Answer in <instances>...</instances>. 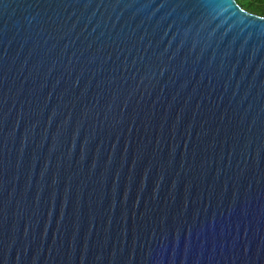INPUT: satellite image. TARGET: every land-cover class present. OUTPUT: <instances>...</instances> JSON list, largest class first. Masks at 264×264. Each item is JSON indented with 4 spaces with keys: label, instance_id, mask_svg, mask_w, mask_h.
Here are the masks:
<instances>
[{
    "label": "water",
    "instance_id": "water-1",
    "mask_svg": "<svg viewBox=\"0 0 264 264\" xmlns=\"http://www.w3.org/2000/svg\"><path fill=\"white\" fill-rule=\"evenodd\" d=\"M262 19L3 0L0 264H264Z\"/></svg>",
    "mask_w": 264,
    "mask_h": 264
},
{
    "label": "trees",
    "instance_id": "trees-1",
    "mask_svg": "<svg viewBox=\"0 0 264 264\" xmlns=\"http://www.w3.org/2000/svg\"><path fill=\"white\" fill-rule=\"evenodd\" d=\"M242 8L258 15H264V0H235Z\"/></svg>",
    "mask_w": 264,
    "mask_h": 264
},
{
    "label": "snow or ice",
    "instance_id": "snow-or-ice-1",
    "mask_svg": "<svg viewBox=\"0 0 264 264\" xmlns=\"http://www.w3.org/2000/svg\"><path fill=\"white\" fill-rule=\"evenodd\" d=\"M3 0H0V3H2ZM243 15V14H242ZM254 19L253 17L245 16V20ZM258 23H264V19L257 21Z\"/></svg>",
    "mask_w": 264,
    "mask_h": 264
}]
</instances>
